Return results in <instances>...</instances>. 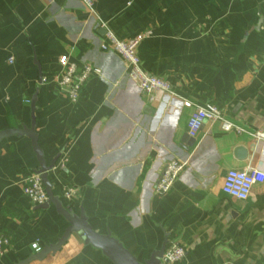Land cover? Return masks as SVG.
Returning a JSON list of instances; mask_svg holds the SVG:
<instances>
[{"label":"crops","instance_id":"crops-1","mask_svg":"<svg viewBox=\"0 0 264 264\" xmlns=\"http://www.w3.org/2000/svg\"><path fill=\"white\" fill-rule=\"evenodd\" d=\"M95 8L97 16L77 0H0V132L30 128L36 96L39 147L48 165L58 157L49 172L54 194L139 262L168 240L186 249L176 264H264V180L246 200L222 190L230 169L264 172V149L250 133L225 132L218 122H206L196 138L187 127L197 106L214 103L250 132L264 130V0H95ZM103 23L122 40L151 32L138 55L172 93L149 101L125 62L102 49ZM62 55L101 70L76 102L57 83ZM239 147L248 149L246 159L237 157ZM172 160L185 170L169 193L157 194ZM39 168L28 136L0 140V234L11 238L0 264L27 259L35 243H57L69 227L54 205L39 209L24 194ZM30 264L113 262L73 234L59 252Z\"/></svg>","mask_w":264,"mask_h":264},{"label":"built area","instance_id":"built-area-1","mask_svg":"<svg viewBox=\"0 0 264 264\" xmlns=\"http://www.w3.org/2000/svg\"><path fill=\"white\" fill-rule=\"evenodd\" d=\"M84 4L86 10L97 16L95 0H77ZM106 29L105 41L102 49L106 52L117 54L126 64L128 76L138 84L141 90L146 94L149 101H154L155 95L160 92L172 93L170 83L161 76L154 75L146 71L138 55V45L145 36L151 32L139 33L131 39L122 40L111 31L106 24L101 25ZM14 61L13 58L10 60ZM61 71L57 79L58 86L72 102H76L85 83L93 74H101V70L91 64H85L79 67L77 63L70 60L68 55H62L58 59ZM189 105V104H187ZM206 122H218L225 132H235L238 134L250 133L257 145L264 149V130L250 132L245 126L229 119L221 108L214 103L199 105L190 115L188 120V134L191 138H196ZM186 164L180 160L168 162L159 178L155 187V192L160 195L167 194L171 191L174 184L179 180ZM264 180V172L260 169L247 167L244 169H230L227 171L222 186L223 193L237 198L246 200L249 198L253 186L256 182ZM24 194L35 205L48 201L45 186L40 175L35 172L29 175L23 188ZM75 190L68 188L65 191L66 198H72ZM11 246V238L0 234V256L3 255ZM36 252L41 248L38 243L33 244ZM186 255V249L179 243H169L165 250L163 261L168 264L180 262Z\"/></svg>","mask_w":264,"mask_h":264},{"label":"water","instance_id":"water-1","mask_svg":"<svg viewBox=\"0 0 264 264\" xmlns=\"http://www.w3.org/2000/svg\"><path fill=\"white\" fill-rule=\"evenodd\" d=\"M264 20V18H263ZM42 70L39 68V79L42 82ZM32 109V123L31 127H23L22 129H9L0 132V140L8 139L14 136L26 135L31 139L33 150L36 153L39 170L37 173L40 175L42 182L45 186L46 193L49 197L48 201L37 205L39 209H47L51 204L55 206L58 214L63 216L69 223V227L65 230L64 234L59 238L57 243L45 246L39 252L29 256L27 259L18 262L17 264H30L33 261H43L49 255H54L59 252L65 244L69 241L73 234H78L86 245H91L100 249L102 253L113 262V264H162L163 256L167 248L166 240L160 250L155 251L151 257L144 263L139 262L137 258L121 243L117 238L113 237L111 232L107 234H100L96 232L88 222V218L83 210L80 214L73 213L69 208L64 206L63 201L54 194L53 185L49 180V172L53 170L58 157H56L49 165L45 161L44 152L39 147L38 134L36 133V96L33 97L31 102ZM256 149V144H252V152ZM236 155L240 159H246L248 156V149L239 147L236 150Z\"/></svg>","mask_w":264,"mask_h":264},{"label":"trees","instance_id":"trees-1","mask_svg":"<svg viewBox=\"0 0 264 264\" xmlns=\"http://www.w3.org/2000/svg\"><path fill=\"white\" fill-rule=\"evenodd\" d=\"M25 57H26L25 54L21 50H19V53H18V58L19 59L18 60H19V62H21V65H24V58Z\"/></svg>","mask_w":264,"mask_h":264}]
</instances>
